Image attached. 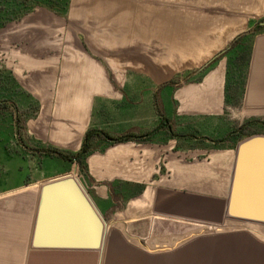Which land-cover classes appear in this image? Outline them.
<instances>
[{
    "label": "crops",
    "instance_id": "0c3cea01",
    "mask_svg": "<svg viewBox=\"0 0 264 264\" xmlns=\"http://www.w3.org/2000/svg\"><path fill=\"white\" fill-rule=\"evenodd\" d=\"M0 50V264H264V224L228 212L249 136L226 138L264 121V0H42ZM87 131L80 172L48 152ZM73 163L102 244L34 247L40 186ZM250 180L237 204L262 210Z\"/></svg>",
    "mask_w": 264,
    "mask_h": 264
},
{
    "label": "water",
    "instance_id": "95a60500",
    "mask_svg": "<svg viewBox=\"0 0 264 264\" xmlns=\"http://www.w3.org/2000/svg\"><path fill=\"white\" fill-rule=\"evenodd\" d=\"M159 128L157 126L145 136L153 134ZM168 130L172 132L169 125ZM237 131H232L226 138ZM195 138L213 141L205 136ZM246 178L251 179L253 188L254 185H259L257 189L264 190L263 134L249 136L237 145L228 212L234 218L264 223V208L240 209L237 204ZM104 226V220L85 190L70 174L55 177L40 186L31 238L34 247L97 249L103 241Z\"/></svg>",
    "mask_w": 264,
    "mask_h": 264
},
{
    "label": "trees",
    "instance_id": "16d2710c",
    "mask_svg": "<svg viewBox=\"0 0 264 264\" xmlns=\"http://www.w3.org/2000/svg\"><path fill=\"white\" fill-rule=\"evenodd\" d=\"M42 0H0V28L3 27L7 22L13 19H17L21 17L23 14L31 10V8L38 3H41ZM6 75H4L3 71L0 70V95L4 94V82ZM7 80V78H6ZM0 108H5V105L0 104ZM18 121V120H16ZM243 121L242 124H240V128L238 131L233 134L231 137H239L242 134H245V136H250L251 134H255L256 132L253 130H250L245 127L248 124L254 123V121L250 122ZM261 127H264V121L260 124ZM238 128V127H237ZM248 130V131H247ZM247 131V132H246ZM251 131V132H250ZM250 132V133H249ZM93 137V134L90 131H87L83 137L81 147L78 152L72 153V152H64L59 150H48V152H52L57 154L59 157L71 161L73 159L76 160V163L78 165L79 172L84 168V156L90 152V139ZM194 137V135H192ZM146 140H150V138H147Z\"/></svg>",
    "mask_w": 264,
    "mask_h": 264
},
{
    "label": "rangeland",
    "instance_id": "374dc122",
    "mask_svg": "<svg viewBox=\"0 0 264 264\" xmlns=\"http://www.w3.org/2000/svg\"><path fill=\"white\" fill-rule=\"evenodd\" d=\"M3 62H4V55H3V52L0 50V63H3ZM3 82H4V79H3ZM3 121H4L3 118L0 117V128H2V125L5 124V122H3ZM260 122H262V121H260ZM6 124H7V122H6ZM178 129H180V128H178ZM177 134H181V133L180 132L179 133L176 132L175 135H177ZM193 135H197L198 136L199 133H193ZM1 137H3V135H1ZM173 138H175L174 135H173ZM12 140L14 141V137H13ZM185 143H187V145H193V146H195L196 144L197 145L201 144L199 141H197L195 139H192V138H189V139L185 140ZM66 174H70L71 176H73L79 182V184L82 186V184L80 183L79 177H78V170L76 169L74 163L69 166V171L66 172L64 175H66ZM82 188H83V186H82ZM252 223H254V222H252ZM254 224H256V223H254ZM262 224H264V223H262Z\"/></svg>",
    "mask_w": 264,
    "mask_h": 264
},
{
    "label": "flooded vegetation",
    "instance_id": "af4514ba",
    "mask_svg": "<svg viewBox=\"0 0 264 264\" xmlns=\"http://www.w3.org/2000/svg\"><path fill=\"white\" fill-rule=\"evenodd\" d=\"M252 122V121H251ZM250 123V122H249ZM261 122L260 121H254V123L248 124L247 126H245L247 129L252 126H260ZM174 134V133H173ZM175 135V134H174ZM178 135V134H177ZM233 135V134H232ZM187 137V136H186Z\"/></svg>",
    "mask_w": 264,
    "mask_h": 264
}]
</instances>
